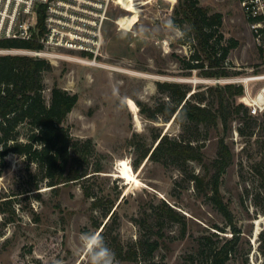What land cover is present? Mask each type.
I'll use <instances>...</instances> for the list:
<instances>
[{
	"label": "rangeland",
	"instance_id": "374dc122",
	"mask_svg": "<svg viewBox=\"0 0 264 264\" xmlns=\"http://www.w3.org/2000/svg\"><path fill=\"white\" fill-rule=\"evenodd\" d=\"M241 1L200 0L223 12L225 37L239 40L228 56L232 75L250 73L262 58ZM178 4L179 0H118L110 8L96 57L66 47H49L44 54L53 65L44 71L46 98L55 83L78 92L66 124L75 136L93 137L96 152L91 175L62 184L59 190L46 180L35 187L40 174L24 154L10 151L0 157V264H90L80 238L99 233L103 224L97 227L95 221L107 220L102 213L109 198L115 199L119 212L114 232L127 248L148 235L140 220L150 216L154 206L167 201L184 214L183 220L167 219L162 234L153 233L162 243L151 254L141 251L137 258L124 259L110 247L114 264H208L209 245L233 234V225L210 197L213 159L223 134L233 156L221 176V190L240 229V241L227 264H264V113L248 125L236 116L227 131L222 124L211 127L204 136V159L190 160L188 171L179 164L142 157L157 142L155 134L180 131L175 114L168 120L153 119L142 111L143 103L168 98L159 91L158 80L186 81L191 90L225 82L182 64L180 57L190 56L194 39L175 18ZM258 86L254 81V89ZM20 129V137L26 138L29 125ZM123 159L140 182L121 175ZM97 161L101 170H94ZM190 172L205 177L203 186ZM93 195L101 197L99 206Z\"/></svg>",
	"mask_w": 264,
	"mask_h": 264
},
{
	"label": "trees",
	"instance_id": "16d2710c",
	"mask_svg": "<svg viewBox=\"0 0 264 264\" xmlns=\"http://www.w3.org/2000/svg\"><path fill=\"white\" fill-rule=\"evenodd\" d=\"M223 12L211 10L200 0H179L175 18L186 25L185 30L194 39L193 51L189 57L182 56V64L191 70L199 68L208 78L232 75L228 56L231 49L239 42L236 37H225L222 29ZM44 20L43 7L39 10L38 21ZM37 39L21 37H5L0 39V48H39ZM53 67L51 61L43 56L25 52H0V157L10 151L24 154L29 162H35L38 180H46L59 190L67 184L89 176L91 160L96 152V144L91 136H75L66 119L76 105L77 91L55 83L51 87L49 99L44 94V71ZM160 92L168 98L160 97L154 104L143 103L142 111L153 119L162 116L165 120L175 114L180 123L177 134L161 131L155 134L156 143L147 147L142 157L148 156L165 164H179L185 171L190 160L202 161L205 157L204 136L211 127L222 124L223 131L230 129L232 121L240 116L244 125L255 120L248 105L240 100L244 93V85L240 82L225 81L210 83L204 88L191 90V84L177 79L157 81ZM28 124L30 132L21 138L22 124ZM240 131L244 126L240 125ZM232 150L220 136L218 155L213 159L214 171L209 179L210 197L218 208L226 215L232 226L233 234L211 243L208 249V264H227L240 241V229L234 224L233 213L221 190V176L232 161ZM139 163H135L137 166ZM97 161L94 170H101ZM2 169L0 168V174ZM93 174V173H92ZM199 186H203L205 177L197 172H190ZM90 195L89 190L86 191ZM93 203L100 205L101 197L93 195ZM115 199L109 198L103 209L107 220L95 221L102 228L99 235L107 237L105 244L113 247L124 259L137 258L139 252L153 253L162 243L153 233H161L167 219L183 220L184 214L167 201L154 206L150 216L141 221L148 228V235L142 236L128 248L125 247L119 233L114 230L119 223V212ZM104 222V223H103ZM156 226L157 229H156ZM222 230L224 228L215 225ZM264 236V229L261 231ZM209 237V236H208Z\"/></svg>",
	"mask_w": 264,
	"mask_h": 264
},
{
	"label": "built area",
	"instance_id": "2783aa9c",
	"mask_svg": "<svg viewBox=\"0 0 264 264\" xmlns=\"http://www.w3.org/2000/svg\"><path fill=\"white\" fill-rule=\"evenodd\" d=\"M116 2L118 0H0V39L35 38L42 43L39 48L0 49H23L25 53L45 57L49 47H66L96 57L101 52L110 8ZM241 2L262 58L250 73L216 77L215 80L243 83L244 93L240 100L253 114L259 115L264 113V0ZM42 7L44 20L39 25L38 13ZM258 67L262 69H256ZM257 80L259 86L254 89Z\"/></svg>",
	"mask_w": 264,
	"mask_h": 264
},
{
	"label": "clouds",
	"instance_id": "9594fccd",
	"mask_svg": "<svg viewBox=\"0 0 264 264\" xmlns=\"http://www.w3.org/2000/svg\"><path fill=\"white\" fill-rule=\"evenodd\" d=\"M172 22L169 21L171 26ZM82 250H86L90 264H114L115 254L107 247L103 238L97 233L81 235Z\"/></svg>",
	"mask_w": 264,
	"mask_h": 264
},
{
	"label": "bare ground",
	"instance_id": "6f19581e",
	"mask_svg": "<svg viewBox=\"0 0 264 264\" xmlns=\"http://www.w3.org/2000/svg\"><path fill=\"white\" fill-rule=\"evenodd\" d=\"M128 100H129L130 105L133 108H137L138 107L136 101L132 97H128ZM121 162L123 164V166L121 167V175L125 176V177H128L129 181L133 180V179L138 181L139 178L137 177L138 178L137 179L135 177V174H134L135 172H134V170H132V165L129 164L125 159H123ZM139 182H140V180H139Z\"/></svg>",
	"mask_w": 264,
	"mask_h": 264
}]
</instances>
